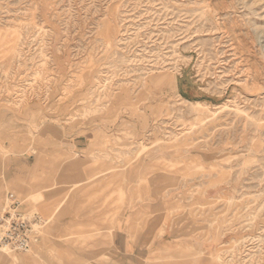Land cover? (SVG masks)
<instances>
[{"label":"rangeland","instance_id":"374dc122","mask_svg":"<svg viewBox=\"0 0 264 264\" xmlns=\"http://www.w3.org/2000/svg\"><path fill=\"white\" fill-rule=\"evenodd\" d=\"M8 193L45 225L0 264H125L127 213L135 264H264V0H0Z\"/></svg>","mask_w":264,"mask_h":264},{"label":"built area","instance_id":"2783aa9c","mask_svg":"<svg viewBox=\"0 0 264 264\" xmlns=\"http://www.w3.org/2000/svg\"><path fill=\"white\" fill-rule=\"evenodd\" d=\"M25 205L13 193L5 196L0 208V253H28L37 245L44 220Z\"/></svg>","mask_w":264,"mask_h":264},{"label":"crops","instance_id":"0c3cea01","mask_svg":"<svg viewBox=\"0 0 264 264\" xmlns=\"http://www.w3.org/2000/svg\"><path fill=\"white\" fill-rule=\"evenodd\" d=\"M188 84L192 85L191 82H189ZM180 85H181V87H179V92L182 96L186 97L188 94L189 88L185 87L184 83H182ZM75 144L77 145V148L85 149V145L87 144V142L80 140V141H75ZM85 158L86 157L81 158L80 162L87 165L89 162H91V158H89V159H85ZM19 199H21V198H19ZM3 203H4V200H3L2 204L0 205V208L2 207ZM26 208H27V206H26ZM120 225L121 226L119 228L120 229L119 233L116 236V243L118 244L119 239L124 240L125 243L120 244V249H121V251H123L122 254L125 256V264H135V262H139V260L141 259L140 254L142 253V251H144L143 248H145L143 246V244H144V242L148 241V239L146 238V235L135 232V225H137V224L135 222V219H133V213H131V215H129V217H128V213H127V218L122 220L120 222ZM169 237L170 236L168 235V236H164L163 238H160V240L157 239L158 244H160V242H163V241L165 242V244H170L169 243L170 242ZM182 244H184V243H182ZM182 244L174 245L173 249H176L178 246H182ZM208 245H209L208 243L205 244V253H208V251H210V249L208 248ZM111 264H113L112 261H111Z\"/></svg>","mask_w":264,"mask_h":264},{"label":"bare ground","instance_id":"6f19581e","mask_svg":"<svg viewBox=\"0 0 264 264\" xmlns=\"http://www.w3.org/2000/svg\"><path fill=\"white\" fill-rule=\"evenodd\" d=\"M195 106H196V109H197V108H203V104H202V103H196ZM196 109H195V111H197ZM7 254H8V253H7Z\"/></svg>","mask_w":264,"mask_h":264}]
</instances>
